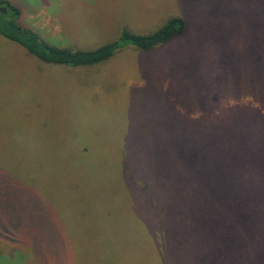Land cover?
Here are the masks:
<instances>
[{
	"label": "rangeland",
	"instance_id": "374dc122",
	"mask_svg": "<svg viewBox=\"0 0 264 264\" xmlns=\"http://www.w3.org/2000/svg\"><path fill=\"white\" fill-rule=\"evenodd\" d=\"M11 1L60 47L97 48L125 28L149 34L172 16L187 31L77 67L0 35V264H171L181 250L166 241L169 204L180 201L170 192L188 184L169 171L168 138L190 128L174 110L264 114L245 75L259 0Z\"/></svg>",
	"mask_w": 264,
	"mask_h": 264
},
{
	"label": "trees",
	"instance_id": "16d2710c",
	"mask_svg": "<svg viewBox=\"0 0 264 264\" xmlns=\"http://www.w3.org/2000/svg\"><path fill=\"white\" fill-rule=\"evenodd\" d=\"M0 4L7 7V13H0L1 36L43 62L71 67L99 64L131 45L152 50L187 31L186 20L172 16L149 34L125 28L118 38L97 48L72 49L51 44L24 26L22 11L11 0ZM259 4V40L251 44L257 48L247 60L245 75L264 109V0ZM201 108L206 116L173 109L179 124L190 128L173 131L168 138L169 171H180L188 184L170 192L180 201L169 204L173 207L167 216L166 241L175 247L179 241L181 250L171 264H264V114L250 106H224L222 114L214 106ZM181 133L185 135L180 137ZM186 168L195 172L193 179ZM222 198L229 203H213Z\"/></svg>",
	"mask_w": 264,
	"mask_h": 264
},
{
	"label": "water",
	"instance_id": "95a60500",
	"mask_svg": "<svg viewBox=\"0 0 264 264\" xmlns=\"http://www.w3.org/2000/svg\"><path fill=\"white\" fill-rule=\"evenodd\" d=\"M0 13H7V7L0 4Z\"/></svg>",
	"mask_w": 264,
	"mask_h": 264
}]
</instances>
